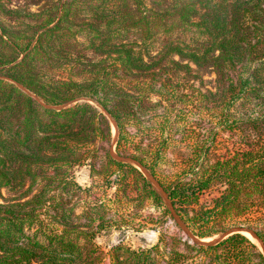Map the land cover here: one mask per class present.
Wrapping results in <instances>:
<instances>
[{
    "label": "trees",
    "instance_id": "trees-1",
    "mask_svg": "<svg viewBox=\"0 0 264 264\" xmlns=\"http://www.w3.org/2000/svg\"><path fill=\"white\" fill-rule=\"evenodd\" d=\"M182 79L210 86L185 95ZM194 99L242 139L212 160L202 142L164 181L155 167ZM146 116L156 145L127 156L158 180L192 234L211 236L228 221L264 244V232L239 222L264 214V0H0V264L103 263L96 238L120 218L75 180L86 163L103 188L115 186L113 199L150 201L169 214L135 167L109 153L94 168L99 143L111 138L109 118L118 146ZM172 240L183 248H166L162 237L145 247L119 240L108 264L264 263L240 233L213 246Z\"/></svg>",
    "mask_w": 264,
    "mask_h": 264
},
{
    "label": "rangeland",
    "instance_id": "rangeland-1",
    "mask_svg": "<svg viewBox=\"0 0 264 264\" xmlns=\"http://www.w3.org/2000/svg\"><path fill=\"white\" fill-rule=\"evenodd\" d=\"M32 8H35V6ZM207 78L209 77H204V79ZM178 83H180V88L184 90L182 91V94L186 95L193 92V95L190 96H195L197 89H204V87L210 86L208 82H206V85L202 86L197 80L187 81L186 79H182L179 80ZM189 85L192 87L187 88ZM78 101H89L93 103L92 101L85 98H79ZM197 105L198 102L195 101V99L193 103L187 107L186 104H183V106L186 107L185 110H187L185 111V116L187 118L186 122L185 124L176 126L179 128V131H175L172 134L173 139L170 145L166 148L163 156L155 167L158 177L162 180L164 179V181L174 178V174L180 171L178 170L179 166L182 168L184 163H186V160L193 157V149L202 142L207 141V154L208 158L211 160L214 157L226 155L240 144L242 139L241 134L217 127L212 123L209 115H202L200 113ZM97 107L100 111H102L99 106ZM159 110L161 111V108ZM141 121L142 123L138 132L134 127H127L129 132L127 142H121L117 146V129L113 126L109 118L111 138L108 141L99 143L100 148L98 157L96 161H94L95 170L102 169L106 163V156L110 153V151L125 157L129 154H143L146 150H149L150 147L156 145L153 136H150L149 134L150 132L155 131V125L150 122L148 116L141 118ZM176 127H173L171 131L175 130ZM145 129L149 130L148 133H142ZM90 166L91 164L89 163L77 166L74 170L75 180L82 187L92 185L93 190L91 195L96 197H104L103 200L107 202L108 207L111 209L110 212L114 211V213H118L116 215L120 218L119 222L117 223V227L114 228L113 232L109 236L99 235L96 238V243L100 246V249L105 256V260L101 264H108V249L111 245L116 244L119 240H122L132 247H145L157 242L158 239L162 237L166 248L172 247L173 244L179 249L183 248L182 244H176L172 238L180 236H183L184 238L187 237L184 235L170 214L164 215L161 211V208L155 206L150 201L145 200L141 203L131 201L129 205H126L125 200L122 198L119 200L113 199V191L115 190V186H112L109 189L103 188L104 186H101L102 181L100 180V177H97L96 175L94 177L91 176ZM2 194L7 196L3 190ZM84 195H86L87 198V193L81 195V197ZM210 196L211 195L203 196V200H208ZM83 201H85V199H83L82 202ZM239 222H247V224L251 226L254 225L253 227H256L255 229L264 232V214L261 216L249 215V217H241ZM240 225L241 224L234 223L229 224L228 221L217 222L216 228L220 231L211 236L200 239L207 240L216 238L228 228ZM245 236L250 238V240H252L262 252V249L255 239L251 238L249 235ZM189 256L196 255L189 254ZM206 262L207 259H205L203 264H206Z\"/></svg>",
    "mask_w": 264,
    "mask_h": 264
},
{
    "label": "water",
    "instance_id": "water-1",
    "mask_svg": "<svg viewBox=\"0 0 264 264\" xmlns=\"http://www.w3.org/2000/svg\"><path fill=\"white\" fill-rule=\"evenodd\" d=\"M68 104L69 103L58 105V106H52V108L60 109V108L67 106ZM110 120H111L113 126L116 128L115 121L111 118H110ZM110 156L113 159H115L116 161H119L121 163L128 164V165L135 167L145 177V179L150 183V185L154 188V190L159 194V196L161 197V199L165 205V208L167 209V211L169 212V214L173 218V220L176 222V224L179 226V228L182 230L184 235L187 238H189L190 240H192L194 243H196L198 245H203V246H213V245H216L217 243H219L221 240H223L224 238H226L229 235H232L235 233H240L243 235L248 234L251 238L255 239L258 242V244H259V246L262 249V252L264 254V244H263L262 240L258 237L256 231L253 228H250L247 226L230 227L216 238H211V239H207V240L197 238L196 236H194L192 234V232L190 231L188 226L185 224V222L182 220V218L176 212V210L174 209V207L172 206V204L168 198L167 193L165 192V190L163 189L161 184L151 174V172L149 170H147L142 164H140L137 160H135L131 157L120 156L113 151H110Z\"/></svg>",
    "mask_w": 264,
    "mask_h": 264
},
{
    "label": "bare ground",
    "instance_id": "bare-ground-1",
    "mask_svg": "<svg viewBox=\"0 0 264 264\" xmlns=\"http://www.w3.org/2000/svg\"><path fill=\"white\" fill-rule=\"evenodd\" d=\"M248 235V234H247Z\"/></svg>",
    "mask_w": 264,
    "mask_h": 264
}]
</instances>
